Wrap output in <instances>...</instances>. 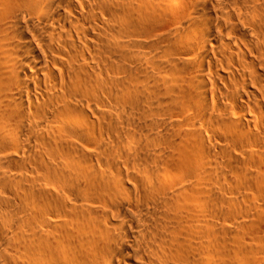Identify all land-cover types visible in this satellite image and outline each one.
<instances>
[{"label":"bare ground","instance_id":"1","mask_svg":"<svg viewBox=\"0 0 264 264\" xmlns=\"http://www.w3.org/2000/svg\"><path fill=\"white\" fill-rule=\"evenodd\" d=\"M0 264H264V0H0Z\"/></svg>","mask_w":264,"mask_h":264}]
</instances>
